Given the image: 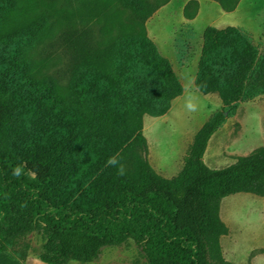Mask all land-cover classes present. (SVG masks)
Wrapping results in <instances>:
<instances>
[{
    "label": "trees",
    "instance_id": "trees-1",
    "mask_svg": "<svg viewBox=\"0 0 264 264\" xmlns=\"http://www.w3.org/2000/svg\"><path fill=\"white\" fill-rule=\"evenodd\" d=\"M49 1L78 18L57 20L42 0H0V254L90 264L131 240L146 264H231L220 203L264 198V146L222 169L203 156L239 103L264 95V48L237 27L204 29L194 87L221 109L196 132L180 172L164 178L147 160L143 118L164 116L183 88L145 24L171 0ZM208 1L225 13L240 2ZM198 10L189 0L183 18ZM46 37L65 58L51 76L32 57ZM31 234L37 249L21 244Z\"/></svg>",
    "mask_w": 264,
    "mask_h": 264
},
{
    "label": "rangeland",
    "instance_id": "rangeland-1",
    "mask_svg": "<svg viewBox=\"0 0 264 264\" xmlns=\"http://www.w3.org/2000/svg\"><path fill=\"white\" fill-rule=\"evenodd\" d=\"M188 1L171 0L145 24L148 37L169 60L183 88L182 95L172 101L164 116L143 118L147 160L164 178L180 172L196 132L221 109L217 95H202L194 87L204 29L237 27L250 35L259 51L264 48V0H240L231 13L223 12L214 2L197 0L200 9L192 21L182 15ZM42 6L57 20L65 16L78 18L75 7L67 9L63 3L49 0H42ZM48 37L35 47L32 57L36 69L51 76L60 73L65 58L57 37ZM263 146L264 95H261L239 103L234 116L208 141L203 162L210 169H222L233 164L237 157L247 156ZM219 217L228 228V234L219 239L223 259L231 264H264V198L245 193L227 196L220 203ZM24 243L37 249L42 241L39 235L31 234L21 240ZM90 264H146V261L128 240L120 247L104 248L99 259Z\"/></svg>",
    "mask_w": 264,
    "mask_h": 264
},
{
    "label": "crops",
    "instance_id": "crops-1",
    "mask_svg": "<svg viewBox=\"0 0 264 264\" xmlns=\"http://www.w3.org/2000/svg\"><path fill=\"white\" fill-rule=\"evenodd\" d=\"M199 9H200V5H199ZM0 264H43V263L32 257H28L25 262H20L18 259L14 258L10 254H0Z\"/></svg>",
    "mask_w": 264,
    "mask_h": 264
},
{
    "label": "clouds",
    "instance_id": "clouds-1",
    "mask_svg": "<svg viewBox=\"0 0 264 264\" xmlns=\"http://www.w3.org/2000/svg\"><path fill=\"white\" fill-rule=\"evenodd\" d=\"M110 163H112V161H110ZM119 174H120V175H123V174H124V170H123L122 167H121L120 170H119Z\"/></svg>",
    "mask_w": 264,
    "mask_h": 264
}]
</instances>
